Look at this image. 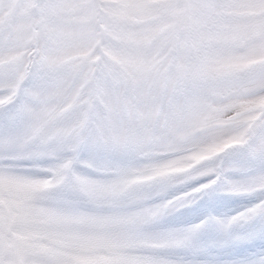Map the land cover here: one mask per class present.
I'll return each instance as SVG.
<instances>
[{
	"label": "snow or ice",
	"instance_id": "1",
	"mask_svg": "<svg viewBox=\"0 0 264 264\" xmlns=\"http://www.w3.org/2000/svg\"><path fill=\"white\" fill-rule=\"evenodd\" d=\"M218 189L260 200L163 227ZM257 221L264 0H0V264H196Z\"/></svg>",
	"mask_w": 264,
	"mask_h": 264
},
{
	"label": "rangeland",
	"instance_id": "2",
	"mask_svg": "<svg viewBox=\"0 0 264 264\" xmlns=\"http://www.w3.org/2000/svg\"><path fill=\"white\" fill-rule=\"evenodd\" d=\"M85 158L96 160L97 166L103 168L105 161L103 157L91 156L85 153ZM81 174L85 178L98 179L99 174L90 168L81 169ZM238 181H243L244 177L236 175ZM207 182V178H201ZM196 182H189L187 185L179 186L176 195L181 196L192 191V185ZM218 193L226 200L213 197L205 201L197 200L196 204L191 203L182 208L179 213L168 217L163 227L166 228H191L199 225L209 216L217 220H229L238 217L250 210L255 204L259 203L260 197L252 192H241L232 194L223 190L213 192ZM196 207V210H195ZM243 238L237 243L224 245V238L213 228L201 234L199 245L194 252L189 253L187 258L195 260L196 264H254V261L264 254V222L257 221L249 227L238 230Z\"/></svg>",
	"mask_w": 264,
	"mask_h": 264
}]
</instances>
